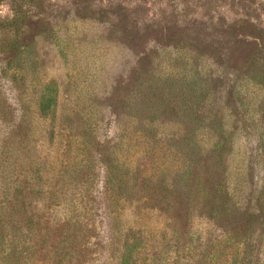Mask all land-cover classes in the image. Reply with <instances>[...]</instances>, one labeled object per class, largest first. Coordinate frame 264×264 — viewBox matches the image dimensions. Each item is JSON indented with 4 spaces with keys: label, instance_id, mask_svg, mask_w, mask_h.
Segmentation results:
<instances>
[{
    "label": "rangeland",
    "instance_id": "obj_1",
    "mask_svg": "<svg viewBox=\"0 0 264 264\" xmlns=\"http://www.w3.org/2000/svg\"><path fill=\"white\" fill-rule=\"evenodd\" d=\"M138 239L133 264H264V0L0 1V264Z\"/></svg>",
    "mask_w": 264,
    "mask_h": 264
},
{
    "label": "trees",
    "instance_id": "obj_2",
    "mask_svg": "<svg viewBox=\"0 0 264 264\" xmlns=\"http://www.w3.org/2000/svg\"><path fill=\"white\" fill-rule=\"evenodd\" d=\"M0 1H2V0H0ZM54 105H55V99L54 98H52V97L51 98H42V99H40L39 104H38L39 112L43 116H45V115H47V113L50 110H52L54 108ZM106 170H107V173L109 174L107 181H112V175H113L112 170H114L113 166L110 164H107ZM121 183H123L124 186H126V182H121ZM106 191H110V189L107 188ZM119 194H120V192H119ZM69 223H71V221H68V224ZM53 228H56V227H53ZM58 230H60V229H56L55 231H58ZM50 233H51L50 230L45 232V234H50ZM35 236L37 237L36 238L37 243H35V245L39 244L43 247L44 245L47 244V240H49V238L48 239L41 238L43 236V233H41L40 229H38ZM52 246H54V245H52ZM13 248L14 247H12V249H10V253L6 255V256H8V258L4 259V262H5L4 264H9L12 262L9 260H11V259L13 260V258H14V256L11 254L13 252ZM140 248H141L140 239H138L137 242H134L133 240L132 241H125L117 264H133V262H135V260H137L135 255L137 254V251L139 252ZM229 261H230V264H236L237 263L236 254L231 255ZM24 263L25 262H23L22 264H24Z\"/></svg>",
    "mask_w": 264,
    "mask_h": 264
}]
</instances>
